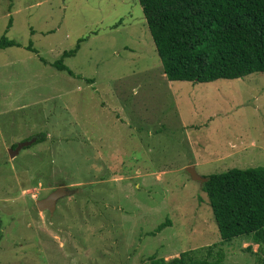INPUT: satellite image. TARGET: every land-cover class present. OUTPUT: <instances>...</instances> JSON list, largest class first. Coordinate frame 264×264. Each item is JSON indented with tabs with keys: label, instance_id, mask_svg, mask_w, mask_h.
Wrapping results in <instances>:
<instances>
[{
	"label": "rangeland",
	"instance_id": "obj_1",
	"mask_svg": "<svg viewBox=\"0 0 264 264\" xmlns=\"http://www.w3.org/2000/svg\"><path fill=\"white\" fill-rule=\"evenodd\" d=\"M4 35L21 46L0 49V264H149L189 250L262 264L251 239L222 240L187 168L264 167V73L169 80L138 0H0ZM82 38L64 59L73 74L57 69ZM59 186L72 193L39 210Z\"/></svg>",
	"mask_w": 264,
	"mask_h": 264
},
{
	"label": "trees",
	"instance_id": "obj_2",
	"mask_svg": "<svg viewBox=\"0 0 264 264\" xmlns=\"http://www.w3.org/2000/svg\"><path fill=\"white\" fill-rule=\"evenodd\" d=\"M138 1L169 80L209 83L264 73V0ZM86 40L80 39L53 65L73 74L64 59L75 56ZM13 46L21 44L5 35L0 38V49ZM207 178L202 188L222 240L251 239L259 246L256 256L264 264V167L232 168ZM166 223L151 234L160 233ZM1 227L0 218V236ZM149 260V264H225L223 253L209 259L200 257L199 250L185 251L169 261L155 255Z\"/></svg>",
	"mask_w": 264,
	"mask_h": 264
},
{
	"label": "water",
	"instance_id": "obj_3",
	"mask_svg": "<svg viewBox=\"0 0 264 264\" xmlns=\"http://www.w3.org/2000/svg\"><path fill=\"white\" fill-rule=\"evenodd\" d=\"M32 142L27 143H21L17 145L16 150L11 149V157L15 156V154H18L19 151L26 146L31 145ZM187 171L189 172L191 178L194 181H199L201 183H205L208 181L207 177H203L198 174L195 166H190L187 168ZM72 193V190L68 186H59L56 189L52 190L46 197L37 200L36 204L41 211H49L50 213H53L56 210L58 202L65 198L66 196L70 195Z\"/></svg>",
	"mask_w": 264,
	"mask_h": 264
},
{
	"label": "flooded vegetation",
	"instance_id": "obj_4",
	"mask_svg": "<svg viewBox=\"0 0 264 264\" xmlns=\"http://www.w3.org/2000/svg\"><path fill=\"white\" fill-rule=\"evenodd\" d=\"M46 197V196H45Z\"/></svg>",
	"mask_w": 264,
	"mask_h": 264
}]
</instances>
